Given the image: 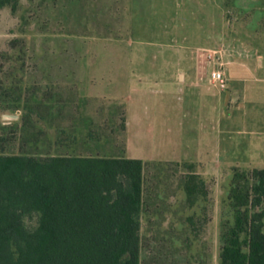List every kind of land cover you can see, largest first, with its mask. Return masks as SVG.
Listing matches in <instances>:
<instances>
[{"label": "rangeland", "instance_id": "obj_1", "mask_svg": "<svg viewBox=\"0 0 264 264\" xmlns=\"http://www.w3.org/2000/svg\"><path fill=\"white\" fill-rule=\"evenodd\" d=\"M66 103L82 107L75 137L60 136ZM0 154L143 161L141 264H219L234 170L264 169V0L0 9ZM191 174L207 188L195 204Z\"/></svg>", "mask_w": 264, "mask_h": 264}, {"label": "trees", "instance_id": "obj_2", "mask_svg": "<svg viewBox=\"0 0 264 264\" xmlns=\"http://www.w3.org/2000/svg\"><path fill=\"white\" fill-rule=\"evenodd\" d=\"M144 170L124 157L0 154V264H141ZM184 189L191 204L207 197L199 175ZM228 199L219 264H264V169H235Z\"/></svg>", "mask_w": 264, "mask_h": 264}, {"label": "crops", "instance_id": "obj_3", "mask_svg": "<svg viewBox=\"0 0 264 264\" xmlns=\"http://www.w3.org/2000/svg\"><path fill=\"white\" fill-rule=\"evenodd\" d=\"M87 106V105H86ZM79 109H82L81 105H72V107L69 104H60L59 107H57L58 112L56 113V119H57V124L58 126H62L64 129L60 130V136L63 137H69V135L71 134L72 137H75V134H73V132L70 131H66L65 123H71L73 120L76 119V115ZM70 110H72L70 112ZM66 121V122H64ZM67 141H65L66 143ZM63 143V141L61 143H59L58 148H63L66 144ZM74 143V141L72 142V144ZM48 156H72L71 154H56V155H48Z\"/></svg>", "mask_w": 264, "mask_h": 264}, {"label": "built area", "instance_id": "obj_4", "mask_svg": "<svg viewBox=\"0 0 264 264\" xmlns=\"http://www.w3.org/2000/svg\"><path fill=\"white\" fill-rule=\"evenodd\" d=\"M211 79L217 84H220L221 87L226 86V79L224 72L220 69H215L211 72Z\"/></svg>", "mask_w": 264, "mask_h": 264}]
</instances>
